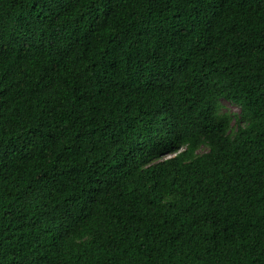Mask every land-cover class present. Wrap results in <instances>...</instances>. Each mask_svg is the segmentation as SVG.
<instances>
[{
  "label": "trees",
  "instance_id": "trees-1",
  "mask_svg": "<svg viewBox=\"0 0 264 264\" xmlns=\"http://www.w3.org/2000/svg\"><path fill=\"white\" fill-rule=\"evenodd\" d=\"M0 264H264V0H0Z\"/></svg>",
  "mask_w": 264,
  "mask_h": 264
},
{
  "label": "rangeland",
  "instance_id": "rangeland-1",
  "mask_svg": "<svg viewBox=\"0 0 264 264\" xmlns=\"http://www.w3.org/2000/svg\"><path fill=\"white\" fill-rule=\"evenodd\" d=\"M223 104H224V110L227 111L228 113H232V114L239 113V109L235 107L234 105L227 103V102H223ZM204 151H207L205 147L201 148L198 151V153H203Z\"/></svg>",
  "mask_w": 264,
  "mask_h": 264
}]
</instances>
